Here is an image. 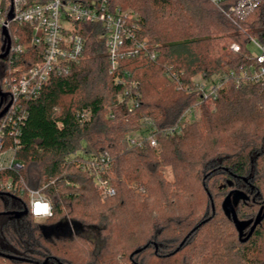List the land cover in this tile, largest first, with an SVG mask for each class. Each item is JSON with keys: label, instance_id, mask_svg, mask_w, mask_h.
Returning a JSON list of instances; mask_svg holds the SVG:
<instances>
[{"label": "trees", "instance_id": "1", "mask_svg": "<svg viewBox=\"0 0 264 264\" xmlns=\"http://www.w3.org/2000/svg\"><path fill=\"white\" fill-rule=\"evenodd\" d=\"M109 1L139 15L138 38L157 54L154 60L142 55L120 64L122 76L139 82L140 106L133 113H128L126 103L116 107L123 88L109 74L105 33L99 25L79 24L78 34L86 42L84 58L69 75L54 77L38 98L26 103L29 117L16 152L25 163L23 175L29 186L39 188L44 177L56 182L45 190L54 215L41 223L31 215L16 217L12 213L24 210L26 197L0 194V254L16 258L6 259L8 264H120L118 256H125L129 264H195L194 253L200 250L206 251L201 259L209 258L211 264H261L264 194L256 183L264 161V84L237 87L230 82L218 92L216 110L202 104L200 117L186 124L182 134L166 131L199 103L193 78L221 77L250 64V39L264 45V0L238 25L210 0ZM225 39L238 43L241 51L233 53ZM5 45L0 30V55ZM39 56L20 57L14 66L30 65ZM8 67V59L0 61L2 92ZM170 68L188 89H177L168 77ZM104 86L110 98L100 91ZM7 103L5 99L3 108ZM84 109L91 110L92 118L81 124L75 115ZM110 109L116 120L108 118ZM144 127L155 131L158 150L128 144L127 136ZM103 152L111 156L104 177L116 191L106 199L99 196L93 175L78 167L82 157ZM164 168L170 169L172 181ZM218 175L224 179L219 187L224 196L222 220L235 228L238 238H224L225 230L203 231L218 217L210 189ZM133 184H141L146 192L135 191ZM230 194L239 221L249 224L246 236L263 211L247 242L225 211ZM203 196L208 212L200 219L197 207ZM249 206L260 209L256 216L241 213ZM68 221L90 228L91 236L45 232ZM82 241L86 246H80ZM84 246L88 251L81 255L78 249Z\"/></svg>", "mask_w": 264, "mask_h": 264}, {"label": "built area", "instance_id": "2", "mask_svg": "<svg viewBox=\"0 0 264 264\" xmlns=\"http://www.w3.org/2000/svg\"><path fill=\"white\" fill-rule=\"evenodd\" d=\"M9 1L7 8L0 7V30L3 33L6 29L11 41L10 52L6 58L9 67L2 80L5 88L3 93L7 94L4 100L8 99L7 105L10 104V107L0 119V194L13 198L26 197L28 205L24 210L28 209V215L44 222L54 215L52 202L46 196L45 190L56 182L44 177L39 188L29 186L23 175L25 163L16 158V152L22 147V129L29 117L26 103L38 98L54 77L69 75L84 58L86 42L78 34V25L96 24L103 29L109 74L123 88V94L118 97L115 105L118 107L126 103L128 113H133L140 106V85L139 82L130 80L129 75H121L120 64L124 60L142 55L154 60L157 54L146 40L141 41L138 38L141 30L139 15L114 6L109 0ZM260 1L210 0L234 25H238L240 20L256 11L260 7ZM229 48L235 54L241 51V46L236 42H231ZM248 50L250 64L238 70H228L221 77L205 79L197 76L192 79L200 93L199 103L182 115L179 124L166 131L168 135L182 134L184 125L189 122V118L196 115L202 104L215 109L218 92L230 82L237 87L264 84V45L251 38ZM29 55H40V60L23 67L14 66L20 57ZM168 77L177 89H188L183 87L180 76L171 68ZM75 117L81 124L88 123L91 121L92 112L84 109L78 111ZM108 118L116 120L112 109L109 110ZM140 122L151 125L149 119H142ZM154 134V130L144 127L141 132L129 134L127 141L132 147L148 144L158 150L159 143ZM74 158L72 156L71 160ZM78 167L93 175L100 196L106 199L116 195L115 188L104 177L111 168V156L108 152L82 157ZM140 191L144 193V187H140ZM42 205H50V211L46 208H41L39 213L34 211Z\"/></svg>", "mask_w": 264, "mask_h": 264}, {"label": "rangeland", "instance_id": "3", "mask_svg": "<svg viewBox=\"0 0 264 264\" xmlns=\"http://www.w3.org/2000/svg\"><path fill=\"white\" fill-rule=\"evenodd\" d=\"M9 2L10 1H5V0H0V7L2 8H7V6L9 5ZM225 41L227 42V45L229 46L230 43L232 42L230 39H225ZM198 79H200L198 77ZM100 91L103 93V95L105 97H111V94L109 92V90H107V87L104 86L102 88H100ZM89 94V93H88ZM77 98H79V95L76 96ZM118 100V98H117ZM66 102L68 103L69 101L66 100ZM207 106V105H206ZM207 108H209L207 106ZM211 109V107L209 108ZM211 110H216L214 108H212ZM200 114H201V108L199 110L196 111V115L189 118V122L186 123V124H190L192 123L194 120L198 119L200 117ZM185 124V125H186ZM184 125V126H185ZM183 133V132H182ZM164 175L166 176L167 180L169 181H172L173 180V175L170 171V169L168 168H164ZM209 175V174H208ZM207 174L205 175L206 177L208 176ZM223 177L218 175V176H215L211 181H210V189L212 191V194L214 196V198H216V206H217V213H218V217L216 219V221L213 222L212 225H209L208 227H206L203 231L204 233H208L209 231H213V230H219L221 233L224 232L225 230V233H223V237L224 238H234L236 236V238H238V235L235 231V228L233 226H231L226 220L225 222L222 220V213H221V203L222 201L224 200V196L222 197V194H220V191H219V187L224 184V181H223ZM214 182L216 183L217 182V185H213ZM256 185L258 187H261V190L263 191V194H264V161L261 162L260 164V168H259V172H258V176H257V183ZM131 187L136 191L137 188H138V191H140V187H143L141 184H133L131 185ZM146 192V191H145ZM144 192V193H145ZM99 194V193H98ZM100 196V194H99ZM102 199H105L103 198L102 196H100ZM201 200L199 201V205L197 207V214L200 215V219H202L204 217V215L208 212V205H207V199L203 196L200 198ZM259 208L258 207H254V206H249V207H245V208H241V213L242 214H253L254 216H256L259 212ZM36 222H42V221H36ZM50 231V234L53 235V236H62L64 234H66L68 231H71L73 233H84L85 235H90L91 236V229L90 228H84L80 225H77V224H74L73 222L71 221H68V224L67 223H62L56 227H54L53 229H47ZM82 230V231H81ZM235 232V233H234ZM198 238H201V236H198ZM94 239V238H92ZM146 241H148L146 239ZM262 246L264 248V232H263V236H262ZM82 245H85L83 243V241L81 242L80 246ZM86 246V245H85ZM83 249H78L79 251V254L83 255L85 252L88 251V247H85ZM206 251H196L194 253V262L195 264H211L210 261H209V258H203L201 259L202 255L205 254ZM3 258V257H2ZM249 258H252L251 255ZM118 259H119V262L120 264H129L127 259L125 258V256H118ZM150 259V258H149ZM145 260L146 262L149 260ZM145 262V263H146ZM0 264H8V262L6 261L5 258L1 259L0 261ZM261 264H264V260L262 261Z\"/></svg>", "mask_w": 264, "mask_h": 264}, {"label": "water", "instance_id": "4", "mask_svg": "<svg viewBox=\"0 0 264 264\" xmlns=\"http://www.w3.org/2000/svg\"><path fill=\"white\" fill-rule=\"evenodd\" d=\"M3 35H4L5 40H6V45H5V48H4V53L0 55V61L7 58V56L9 55V52H10V48H11L10 37H9L8 31L6 29L3 30ZM5 97H7V94L6 93H3L0 90V98H1V102H0V119L8 111V109L10 107V104H8L4 109H2V107H3V100H4ZM224 208H225V211L227 212V214L232 219V221H233L236 229L238 230L240 239L243 240L244 242H247L252 237V235L254 234L257 226L261 222L263 211L261 210L259 212V214H258V216H257V218H256V220H255V222H254V224H253L250 232L246 236L245 229L248 227L249 224L248 223H241L239 221V219L237 217V214H236V211H235V206H234V204L232 202V194L228 195V197H227V199L225 201V204H224ZM12 214L15 215L16 217L27 216L28 215V209H25L24 211H21V212H14ZM45 232H47V229H45ZM48 232L50 233L49 230H48ZM140 251L141 250L136 251L135 253L137 254ZM0 256L3 257V258H5V259H8V260H14V259H16L15 257L3 255V254H0Z\"/></svg>", "mask_w": 264, "mask_h": 264}, {"label": "clouds", "instance_id": "5", "mask_svg": "<svg viewBox=\"0 0 264 264\" xmlns=\"http://www.w3.org/2000/svg\"><path fill=\"white\" fill-rule=\"evenodd\" d=\"M41 208L49 209L50 211V205H42L34 209L35 212L39 213L41 211Z\"/></svg>", "mask_w": 264, "mask_h": 264}]
</instances>
